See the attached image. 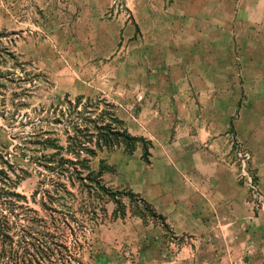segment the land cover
Listing matches in <instances>:
<instances>
[{"label": "rangeland", "instance_id": "obj_1", "mask_svg": "<svg viewBox=\"0 0 264 264\" xmlns=\"http://www.w3.org/2000/svg\"><path fill=\"white\" fill-rule=\"evenodd\" d=\"M183 35H211L213 56L226 55L225 66L211 69L210 106L196 107V114L223 137L219 159L226 170L220 188L213 177L212 194L221 193L217 188L243 196L226 203L228 238L264 234L263 0H0V172L23 198L20 223L48 224L64 255L55 264H155L156 254L164 264H191L200 255L184 248L191 238H178L138 192L153 148L141 136L149 129L140 123L147 109L140 57H155V46H171ZM48 66L65 82L51 79ZM79 98L98 115H115L118 130L145 140L133 153L122 147L93 159L94 172L105 169L110 199L80 182L69 185L75 198L58 196L57 184L67 181L55 171L69 157L46 162L43 156L59 152L37 144L51 122L52 140L67 147L66 122L59 123L58 114L69 109L66 100ZM149 128L172 130V124ZM59 222L67 226L52 227Z\"/></svg>", "mask_w": 264, "mask_h": 264}, {"label": "crops", "instance_id": "obj_2", "mask_svg": "<svg viewBox=\"0 0 264 264\" xmlns=\"http://www.w3.org/2000/svg\"><path fill=\"white\" fill-rule=\"evenodd\" d=\"M213 44L211 35H183L171 46H155V57L141 54L140 98L146 92L142 106L147 109L140 123L149 129L141 136L153 141V148L151 165L139 175L138 192L155 206L178 238H191L192 243L183 244L185 249L201 251L191 264H264L263 233L251 231L235 240L228 238L232 232L226 203L242 202L243 196L217 189L226 170L219 159L223 137L213 132L209 118L196 114V107L211 104L212 66L226 65L222 52L213 56ZM48 69L51 79L60 85L65 82L61 72ZM148 92L153 94L151 98ZM160 121L170 122L172 130L151 131L150 124ZM213 177L217 192H221L215 196ZM240 242L249 245L241 248ZM158 257L156 254L155 264H164Z\"/></svg>", "mask_w": 264, "mask_h": 264}, {"label": "trees", "instance_id": "obj_3", "mask_svg": "<svg viewBox=\"0 0 264 264\" xmlns=\"http://www.w3.org/2000/svg\"><path fill=\"white\" fill-rule=\"evenodd\" d=\"M65 102L69 109L60 110L58 116L59 123L66 122L67 147L59 146V141L52 140L51 122L48 125L49 130L39 136L37 143L43 147V151L55 149L59 152L48 158L43 156L46 162L56 163L57 157H69L58 162L59 168L55 172L67 184L59 182L56 194L75 198L69 191V185L76 188L77 182H80L86 191H97L102 199H110L113 193L102 180L105 169L94 172L91 168L93 159L104 151L114 152L122 147L133 153L145 140L118 130L115 115H98L97 108L84 103L83 98L77 99L74 104L69 100ZM12 190L11 180L4 172H0V264H55V261L64 260L63 252L59 249L61 246L49 232L48 224L20 223L16 211L24 209L18 200L22 197ZM94 214L97 215L96 210ZM154 217L164 219L156 212ZM64 224L67 226V222L53 223L52 227L60 229Z\"/></svg>", "mask_w": 264, "mask_h": 264}]
</instances>
